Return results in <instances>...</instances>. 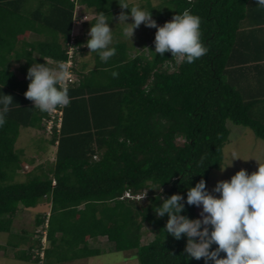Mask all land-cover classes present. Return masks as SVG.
Here are the masks:
<instances>
[{
  "label": "trees",
  "instance_id": "1",
  "mask_svg": "<svg viewBox=\"0 0 264 264\" xmlns=\"http://www.w3.org/2000/svg\"><path fill=\"white\" fill-rule=\"evenodd\" d=\"M144 2L157 22L185 10L199 16L207 54L188 64L113 41L117 53L103 63L85 46L88 31L94 13L117 18L119 0H0V95L13 98L0 127V232L14 234L17 212L45 203L35 218L37 238L15 233L28 247L14 258H88L100 253L90 241L104 237L116 251H135L139 264H204L185 258L186 239L164 232L167 216L157 217L155 207L158 197L185 196L200 179L207 184L223 161L227 121L264 141V9L255 0ZM77 6L92 17L73 38ZM69 50L77 77L67 83L70 103L56 109L60 115L41 112L24 96L28 68L65 65ZM20 128L49 135L36 138L38 150L55 146L52 164L33 167L24 181L18 171L34 159L15 147ZM183 214L198 216L194 206ZM145 223L153 234L146 243Z\"/></svg>",
  "mask_w": 264,
  "mask_h": 264
},
{
  "label": "clouds",
  "instance_id": "2",
  "mask_svg": "<svg viewBox=\"0 0 264 264\" xmlns=\"http://www.w3.org/2000/svg\"><path fill=\"white\" fill-rule=\"evenodd\" d=\"M118 4L122 11L116 19L125 25L123 35L128 40L132 41L134 30L143 24L156 29L154 51L151 52L159 56L169 52L172 58L191 64L207 54L208 48L201 40L199 16L185 10L159 26L150 10L140 4L130 5L128 0H119ZM255 4L264 9V0H255ZM94 15L95 22L90 24L85 46L89 52L97 53L101 62L107 63L117 53L112 46L113 29L109 27L112 17L103 12ZM86 19L85 14L76 15L73 30L81 24L83 29ZM129 19L131 23H126ZM72 37H76L74 32ZM72 75V81L77 80L75 74ZM67 76L68 70L63 64L52 68L46 63H34L26 74L29 83L24 96L41 112L66 107L70 103ZM112 76L115 78L118 73L113 71ZM12 104L10 95H0V127L6 123ZM235 159L240 158L233 154L230 164L221 171L231 166ZM204 160L205 157H201L197 166H202ZM159 189L160 185L156 190ZM158 199L162 203L155 207V214L161 218L167 216L165 233L177 241L186 239V259H203L204 264H264V166L258 165L250 174L242 168L230 179L217 181L211 191L206 187V181L200 179L194 187L186 188L185 196L175 193ZM186 206L199 208L198 216L190 218L183 214Z\"/></svg>",
  "mask_w": 264,
  "mask_h": 264
},
{
  "label": "rangeland",
  "instance_id": "3",
  "mask_svg": "<svg viewBox=\"0 0 264 264\" xmlns=\"http://www.w3.org/2000/svg\"><path fill=\"white\" fill-rule=\"evenodd\" d=\"M128 1L133 4L138 3L142 7H144L145 3L144 0ZM150 1L157 4L160 0ZM89 13L90 12L84 10L81 6H77L76 8L77 16H83L85 14L88 19H90L92 15ZM115 18L116 17L113 18L112 23H109V26L110 24L111 26L114 25V42L120 41L119 43L126 45L127 48H129V51L137 50V48H142L145 45L146 48H154L153 41L156 29L148 28L141 24L139 28L134 30L132 41H130L123 35L125 25L118 23L117 19L114 20ZM126 23H131V20L129 19ZM157 24L162 26L164 22H157ZM81 26L82 24L74 27V36H80V33L83 30ZM227 127L229 129V138L222 149L223 161L218 169L211 170L208 175L206 187L209 191H211L217 181L230 179L231 176L242 168L250 174L257 170L258 165L264 166V141L255 137L253 132L246 127L234 125L230 121H227ZM40 137L48 139L49 135L31 128H20L15 147L23 149V158L27 160L34 159V162L31 165H22V169L18 171V177L16 180L24 181L26 178L25 173L30 169L40 164H43L44 167H46L54 161L55 146H51L46 142V144L44 143L46 146L44 152L36 148L40 144H43L41 141L36 140V138ZM233 154L238 155L240 159L233 160L231 166H228L221 171V168L230 164ZM44 209L45 203L43 202L35 208H23L19 210L12 223V232L14 234L0 232V264H139L135 251H116L112 247V244L104 237L90 241V246L100 248V253L88 258H80L60 263H54L51 261L47 263H37L35 261H24L22 259L14 258V253H21L28 247V244L19 243L17 241L19 237L17 236L18 234L15 233L21 234L20 232H24L25 235L27 234L28 239L37 238V231H39L40 228L35 225V218L36 215L43 212ZM199 212L200 209L196 207V214L198 215ZM148 229L149 225L145 223L142 237L144 243L153 238V234ZM9 241L13 242L14 245L7 247L8 245H6V242ZM42 242L44 246L47 247L48 244L45 242L44 236ZM39 256L41 257L42 253H40Z\"/></svg>",
  "mask_w": 264,
  "mask_h": 264
},
{
  "label": "built area",
  "instance_id": "4",
  "mask_svg": "<svg viewBox=\"0 0 264 264\" xmlns=\"http://www.w3.org/2000/svg\"><path fill=\"white\" fill-rule=\"evenodd\" d=\"M71 44H73V38H72V40H71ZM71 57H72V51L71 50H69V60L65 63V67L67 68V70H68V76H67V79H66V83H68V82H71L72 80H73V75H72V73H71V70H70V67H71V65H72V62H71ZM53 114H55V113H58V115H60L61 114V112H57L56 110H54V111H51ZM60 120V119H59ZM51 126V121L49 122V125H48V128Z\"/></svg>",
  "mask_w": 264,
  "mask_h": 264
}]
</instances>
